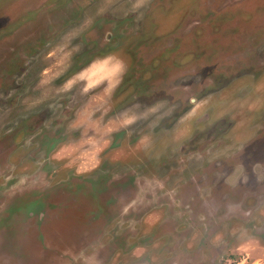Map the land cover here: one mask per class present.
Instances as JSON below:
<instances>
[{"label": "rangeland", "instance_id": "obj_1", "mask_svg": "<svg viewBox=\"0 0 264 264\" xmlns=\"http://www.w3.org/2000/svg\"><path fill=\"white\" fill-rule=\"evenodd\" d=\"M0 264H264V0H0Z\"/></svg>", "mask_w": 264, "mask_h": 264}]
</instances>
